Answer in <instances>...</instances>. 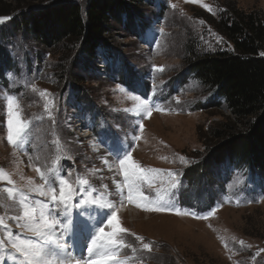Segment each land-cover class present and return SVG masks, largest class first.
<instances>
[{
    "label": "rangeland",
    "instance_id": "rangeland-1",
    "mask_svg": "<svg viewBox=\"0 0 264 264\" xmlns=\"http://www.w3.org/2000/svg\"><path fill=\"white\" fill-rule=\"evenodd\" d=\"M57 1L65 0H0V17H10L0 23V94L17 95L23 117L32 122L29 142L19 150L8 145L6 132L0 130V167L12 174L18 186L24 185L27 178L42 183L35 167L46 170L59 154L63 175L71 172L73 180L85 175L96 187L104 184L115 192L113 181L123 178L103 163L105 159L111 161L110 150L97 147L103 130L110 129L123 139L126 151H131L142 166L179 173V182L168 201L171 207L201 216L217 208L205 220L174 212L144 211L125 200L118 213L122 226L153 245L152 252L140 253L143 264H264V252L256 256L264 248V177H250V172L232 167L207 174L199 171L211 144L210 130L230 115L221 108H205L209 94L187 75L191 57L188 49L212 53L225 48L202 16L217 17L227 0H203L212 11L185 0H146L129 30L122 23L118 26L112 22L108 42L115 51L108 55L97 51L91 60L79 54L77 43L45 48L19 27L23 14ZM69 1L82 7L87 2ZM228 2L245 12L264 13V0ZM161 66L164 70H157ZM134 73L139 89H149L148 98L163 111L153 110L147 119L136 114L138 102L128 94L141 95L137 89L122 86L132 81ZM29 84H34L37 91L33 92ZM117 85L125 92L117 90ZM45 89L51 94L47 101L39 95ZM52 101L55 107H51ZM45 103L50 104L51 118ZM141 122L143 131L139 128ZM57 137L63 148L59 153L54 143ZM181 155L187 163L179 161ZM196 171L198 179L193 182L188 176ZM160 183L158 178L156 186ZM43 199L29 194L31 203ZM3 204L4 194L0 193ZM19 211L18 207H0V216L7 219ZM9 228L19 234L14 222L9 221ZM4 234L0 228V239ZM125 238L139 246L133 236ZM221 239L235 254L224 247ZM0 255L5 257L0 264H16L7 251Z\"/></svg>",
    "mask_w": 264,
    "mask_h": 264
},
{
    "label": "snow or ice",
    "instance_id": "snow-or-ice-1",
    "mask_svg": "<svg viewBox=\"0 0 264 264\" xmlns=\"http://www.w3.org/2000/svg\"><path fill=\"white\" fill-rule=\"evenodd\" d=\"M185 2L200 3L201 7L212 11V8L203 3V0H185ZM171 7L175 9L176 5L172 4ZM7 19L10 17H0V23ZM160 31L163 32V29ZM157 70L164 69L161 66ZM8 75L11 78V74ZM28 86L33 92L37 91L34 84ZM117 90L125 92L119 85ZM39 95L47 101L51 94L45 89L40 91ZM128 95L133 101L138 102L136 114H143L144 119L150 118L153 110L163 111L145 97ZM49 107L50 104L45 103L44 109L51 118ZM51 107H55L54 101L51 102ZM22 111L17 95L7 92L0 94V112L3 113L0 116V130L6 132L5 138L8 145L17 150L22 149L29 142L31 134L32 122L23 117ZM139 128L143 131L142 122ZM135 139L139 140L140 137L136 136ZM54 143L57 153L62 152L63 148L58 137ZM61 158V155L57 154L52 160V166L46 170L35 167L34 170L42 183H36L32 178H27L22 186H18L12 174L0 167V185L10 186L0 188V193L4 194V204L0 207L4 210L18 207L20 210L19 214L8 216L7 219L5 216H0V228L4 229L5 233L3 239H0V252L7 251L8 257L16 264H143L144 257L140 253L145 250L152 252L153 245L152 242H145L144 237L122 226L118 213L125 200L128 204L135 205L136 208L144 211L174 212L176 215H192L196 219L206 220L217 211V208H212L201 216L198 213L181 212L171 207L168 201L171 198L172 189L179 182V173L173 170L144 167L133 159L131 151L114 152L111 154V161L108 159L103 161L110 171L116 169L118 175L123 178L122 181H113L115 192L109 190L104 184H101L99 188L96 187L85 175H77L74 180L71 172L66 176L63 175L59 167ZM161 159L167 160V157H161ZM178 159L181 163H187V158L182 155ZM165 177L170 179L165 180ZM158 178L161 183L157 187ZM21 179L24 180L25 177L21 176ZM30 193L46 199L31 203L29 202ZM112 196H118L119 200L112 199ZM90 207L107 211L99 214L96 222L89 227L87 221L81 217L90 216L88 212ZM73 210H78L75 220L72 218ZM9 221L15 223L19 234L9 228ZM81 225L88 228L86 233L83 232ZM78 232L83 234L86 257L75 254V236ZM29 236L35 239L27 238ZM126 236H133L139 246L127 240ZM70 239L72 243H69ZM221 242L229 252L235 254L234 249L230 248L223 239ZM239 243L242 247L245 246L243 240ZM262 252L264 248L259 249L256 256ZM231 258L230 255L229 259ZM4 259L5 257L0 255V261Z\"/></svg>",
    "mask_w": 264,
    "mask_h": 264
},
{
    "label": "trees",
    "instance_id": "trees-1",
    "mask_svg": "<svg viewBox=\"0 0 264 264\" xmlns=\"http://www.w3.org/2000/svg\"><path fill=\"white\" fill-rule=\"evenodd\" d=\"M145 2L87 0L82 7L69 0L57 1L23 14L18 26L45 48L77 43L79 54L91 60L97 51L103 55L115 51L108 42L112 22L129 30ZM202 18L225 48L212 53L188 49L187 75L209 94L205 108L224 109L230 118L210 130L211 144L199 171L207 174L232 167L264 177V13L245 12L227 0L217 17ZM136 81L134 73L132 81L122 86L135 89ZM188 178L196 182L198 172Z\"/></svg>",
    "mask_w": 264,
    "mask_h": 264
},
{
    "label": "bare ground",
    "instance_id": "bare-ground-1",
    "mask_svg": "<svg viewBox=\"0 0 264 264\" xmlns=\"http://www.w3.org/2000/svg\"><path fill=\"white\" fill-rule=\"evenodd\" d=\"M70 243V242H69ZM77 246V245H76ZM79 246V247H78ZM78 246H77V248H78V251H80L81 252V254L83 255L84 254V248H82L81 247V244H79L78 243ZM86 257V256H85Z\"/></svg>",
    "mask_w": 264,
    "mask_h": 264
}]
</instances>
